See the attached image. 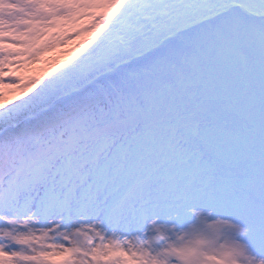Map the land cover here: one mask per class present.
Listing matches in <instances>:
<instances>
[{
	"label": "snow or ice",
	"instance_id": "obj_1",
	"mask_svg": "<svg viewBox=\"0 0 264 264\" xmlns=\"http://www.w3.org/2000/svg\"><path fill=\"white\" fill-rule=\"evenodd\" d=\"M0 264H264V0H0Z\"/></svg>",
	"mask_w": 264,
	"mask_h": 264
}]
</instances>
